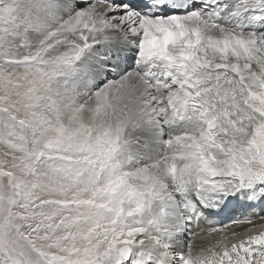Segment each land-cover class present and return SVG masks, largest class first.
I'll return each instance as SVG.
<instances>
[{"label": "snow or ice", "instance_id": "obj_1", "mask_svg": "<svg viewBox=\"0 0 264 264\" xmlns=\"http://www.w3.org/2000/svg\"><path fill=\"white\" fill-rule=\"evenodd\" d=\"M6 9L0 83L27 103L0 97V264H264V215L199 226L264 205V0ZM142 128L164 152L128 167Z\"/></svg>", "mask_w": 264, "mask_h": 264}, {"label": "bare ground", "instance_id": "obj_2", "mask_svg": "<svg viewBox=\"0 0 264 264\" xmlns=\"http://www.w3.org/2000/svg\"><path fill=\"white\" fill-rule=\"evenodd\" d=\"M2 1L4 0H0V2ZM84 2L85 0H75V3L77 6L84 4ZM9 4H12V3L10 2ZM74 10L76 9H73L72 11ZM5 12H7L6 7L0 10L1 15H3ZM70 14L72 13L69 11H62V12L57 13V15H59L62 18H67V16ZM6 17H2V20L12 19V17L8 15ZM5 23H7V21L3 23L1 22L0 27H2ZM40 36L41 34L36 29H33L30 32H28L27 38L30 42V45L34 46L35 42L40 38ZM20 51L23 52L24 49H20ZM15 85L21 88V93L19 94L20 96H18L15 99L20 104V109L18 110L19 112L17 113L23 114L24 105L27 103V100L24 96L27 85L24 81H19L18 83H15ZM23 86H26V87L23 89ZM52 86H53V89L55 90V88L58 86V82L53 80ZM131 135L134 137L135 140H138L139 143H134L131 150L128 153V156H129V159L127 160L128 167L135 168L138 166L146 165L149 162L159 158L163 154L164 145L156 142L155 137L157 133L155 129L142 128V129L134 130L131 133ZM154 198H155L154 200L155 203L157 202L163 203V201L159 197H154ZM155 203L153 204V207L156 206ZM151 210L152 212H154L153 209ZM250 211H254L256 214L264 215V205H260L254 209H249L247 207L237 205V204L229 205L228 207L224 208L222 211L216 208L208 209L207 211L204 212V217L202 218L199 226L203 227L209 221H215L216 223H226L230 219H234L238 216L247 215ZM188 234L189 233L187 232L183 234L185 240L187 239Z\"/></svg>", "mask_w": 264, "mask_h": 264}, {"label": "rangeland", "instance_id": "obj_3", "mask_svg": "<svg viewBox=\"0 0 264 264\" xmlns=\"http://www.w3.org/2000/svg\"><path fill=\"white\" fill-rule=\"evenodd\" d=\"M13 1L14 0H4V1L0 2V10L5 8L10 2L13 3ZM5 2H7V3H5ZM7 15H8V12H5L3 15L0 16V20H1L2 23L5 22V21H8L6 19L2 20V17H6ZM13 71H15V69H13ZM25 87L26 86H23V89ZM20 93H21V88L17 87L15 85V83L7 85V86H5L4 84L0 83V97H4L5 95L8 97L7 107H9V109L13 113H15L17 116L23 115L21 113H17V112H19L18 110L20 109V104L15 100L18 96H20L19 95ZM4 106H5V104L3 103L2 100H0V107H4ZM0 151H3L2 146H0ZM126 166H128V164ZM154 200H155V198H153L150 203H155ZM155 204H156L155 207H150V209H153L154 212L159 211L163 207V204L161 206H159L160 202H157Z\"/></svg>", "mask_w": 264, "mask_h": 264}]
</instances>
